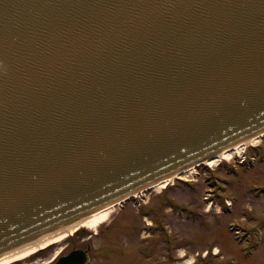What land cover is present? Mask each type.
I'll use <instances>...</instances> for the list:
<instances>
[{
  "label": "water",
  "instance_id": "obj_1",
  "mask_svg": "<svg viewBox=\"0 0 264 264\" xmlns=\"http://www.w3.org/2000/svg\"><path fill=\"white\" fill-rule=\"evenodd\" d=\"M261 136L264 0H0V256Z\"/></svg>",
  "mask_w": 264,
  "mask_h": 264
},
{
  "label": "rangeland",
  "instance_id": "obj_2",
  "mask_svg": "<svg viewBox=\"0 0 264 264\" xmlns=\"http://www.w3.org/2000/svg\"><path fill=\"white\" fill-rule=\"evenodd\" d=\"M258 139L8 264H46L73 246H90L93 264H264V137Z\"/></svg>",
  "mask_w": 264,
  "mask_h": 264
},
{
  "label": "bare ground",
  "instance_id": "obj_3",
  "mask_svg": "<svg viewBox=\"0 0 264 264\" xmlns=\"http://www.w3.org/2000/svg\"><path fill=\"white\" fill-rule=\"evenodd\" d=\"M258 137H253L243 143H241L240 145L232 148V149H229L225 152H222L208 160H206V163L207 164H217L219 163L222 159H231L233 158L236 154H239V153H244L246 148H247V145L248 144H252V145H255V144H258ZM197 166L195 167H191V168H188L186 170H183L180 172L179 176L181 178H189V177H193L196 173V170L194 168H196ZM179 177V178H180ZM173 180V177H170V178H166L156 184H154L150 189H153V188H156V189H159V188H162V187H165L166 184H168L169 182H171ZM116 205H112L108 208H105V209H102L72 225H69L57 232H54L44 238H41L31 244H28L26 246H23L19 249H16L12 252H9L5 255H2L0 256V264H8V263H11L15 260H18V259H22L34 252H36L37 250L39 249H43V248H46L56 242H59L61 240H63L64 238H66L68 235L72 234L73 232H75L78 228L82 227V226H93L98 220L102 219L104 216L107 215V213L112 209L114 208ZM217 248H216V252L217 253Z\"/></svg>",
  "mask_w": 264,
  "mask_h": 264
},
{
  "label": "flooded vegetation",
  "instance_id": "obj_4",
  "mask_svg": "<svg viewBox=\"0 0 264 264\" xmlns=\"http://www.w3.org/2000/svg\"><path fill=\"white\" fill-rule=\"evenodd\" d=\"M133 200L137 202V197L133 198ZM140 202H141V201H139V203H140ZM120 206L123 207L124 204H121ZM121 207H120V208H121ZM149 225H150V226H149L148 228H146V229H151V228H152L153 225H152V226H151V224H149ZM161 228H164V226H161ZM95 233H97V232H95ZM109 234H110L111 236L115 235L113 232H109ZM111 236H109V237H111ZM77 248L84 249V250L88 253V255H89V261H88L87 264H93V262H94V259H93L94 252L91 251L90 246H88V247L73 246V247H71L69 250H67L66 252L60 254L59 256L66 255V254H68L69 252H71L72 250L77 249ZM112 250H113V249L110 248L109 250H106V251H104L103 253H104V254H107L108 252H110V251H112ZM56 261H57V258H55L54 260H51V261L47 262L46 264H54ZM105 264H106V263H105Z\"/></svg>",
  "mask_w": 264,
  "mask_h": 264
}]
</instances>
